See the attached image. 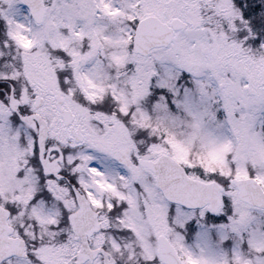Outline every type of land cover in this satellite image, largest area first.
<instances>
[{
  "label": "snow or ice",
  "instance_id": "1",
  "mask_svg": "<svg viewBox=\"0 0 264 264\" xmlns=\"http://www.w3.org/2000/svg\"><path fill=\"white\" fill-rule=\"evenodd\" d=\"M241 46L264 49V0H0V264H185L179 229L175 249L166 235L173 218L182 226L193 210L264 208V175L249 167L242 183L231 154L228 174L174 163L161 154L167 136L138 107L156 62L197 77L208 70L242 140L264 108V60L234 62ZM105 60L122 75L114 70L111 90L92 97L86 79ZM174 79L166 67L161 87ZM154 208L169 227L147 255L137 233ZM250 245L261 259L237 254L233 264H264V241Z\"/></svg>",
  "mask_w": 264,
  "mask_h": 264
},
{
  "label": "rangeland",
  "instance_id": "2",
  "mask_svg": "<svg viewBox=\"0 0 264 264\" xmlns=\"http://www.w3.org/2000/svg\"><path fill=\"white\" fill-rule=\"evenodd\" d=\"M105 12L108 16L120 15L118 9H106ZM214 31L215 28H213V32ZM96 34L103 35V33ZM233 38L234 35L229 37L230 40L234 41ZM17 39L25 49L32 48L35 43L33 39L28 38V36L22 33H17ZM45 39H47V37H45ZM72 43L75 47H80L79 39L72 41ZM115 43L116 42L111 39L106 40L101 46L103 54L106 56L112 55ZM247 49L241 46L238 49L240 59L234 62L242 63L245 60L249 62L264 60V49H258V55H249L250 53ZM33 67L38 68L45 76L47 75V71L43 66L33 65ZM166 67L172 69L175 79L169 82L170 87H161L160 78L164 75V69ZM114 70L118 75H122L120 69H117L114 64H110L105 60L103 69L98 74L97 78L86 79V91L89 92L90 96L95 97L98 92L111 90L117 79V76L113 75ZM132 71H134V68ZM155 71L157 75L152 78L149 92L145 97L139 100L138 107L149 118L145 123L156 129L155 134L167 136L168 138L167 147L163 148L161 154L173 153L172 156L182 164L188 162L187 159L191 158L193 160L191 162L203 164L204 169L208 172L221 171L225 174H228L229 171L227 157L231 154L232 160L243 170V174H241L239 178L248 177L246 169L249 167L256 169L258 175H264V108H259L254 113V125L248 128V134L244 135L242 140H238L230 131L226 112L223 109V101L218 94H214L213 92L216 84L214 81H209L208 70H206L204 75L197 77L188 73L186 70L176 68L171 62H165L163 65H161L160 62H156ZM176 73H178V75H176ZM181 75H188V77L193 80V83L197 85L195 95L192 89H190L188 93L185 92L184 95H181V93L177 91L174 83H176V80L181 79L177 78ZM198 81L206 83L208 81L209 86L202 90ZM121 84L123 86L122 81ZM156 89L159 90L160 94L156 101L153 102L150 100L145 102L151 92L157 91ZM209 89L212 91L210 92L211 96L216 95L217 97L216 105L218 108L220 107V109L224 110L225 119H223L222 123L213 124L208 121H213L214 119L211 107H209V104L205 101V97L209 95L207 93ZM129 91H131L130 88ZM155 95L157 96V93ZM164 103H169V108H167ZM197 129H200L202 134H198ZM193 165L195 166V164ZM257 180L264 187V181ZM185 224L181 227H185ZM174 225H177L175 223V218H173L172 221V230L168 231L169 234H172ZM162 226L169 227L167 224H162L159 212L154 208L148 220L138 231L143 234L141 237H145L146 234V237H155L158 232L161 231ZM146 230L148 231L147 233ZM198 230V237L202 240L205 239L207 242L212 240L213 236L217 237L219 233V228L212 226L208 228L201 227Z\"/></svg>",
  "mask_w": 264,
  "mask_h": 264
},
{
  "label": "flooded vegetation",
  "instance_id": "3",
  "mask_svg": "<svg viewBox=\"0 0 264 264\" xmlns=\"http://www.w3.org/2000/svg\"><path fill=\"white\" fill-rule=\"evenodd\" d=\"M191 217L186 224L184 223L185 227L174 225L172 234L168 232L166 234L175 249L176 230L179 229V234L183 238L181 243L185 246L184 250L190 254L188 256L182 255L185 264H187L189 258L196 261L192 254H199L201 251H213L220 258L221 264H233L237 254L253 261L261 259L255 254L250 241L264 238V209L237 203L236 205H230L227 209L222 207L216 214H209L205 211V214L201 216L199 211H192ZM229 217L240 221L237 230H233L232 221ZM208 221L217 225L219 233L217 237H213L212 240L207 242L205 239H200L197 233H199L198 229L205 227ZM142 235L138 231L137 243L144 249V253L147 255L157 254L159 252L160 231L155 237H146L147 234L145 237H141Z\"/></svg>",
  "mask_w": 264,
  "mask_h": 264
},
{
  "label": "clouds",
  "instance_id": "4",
  "mask_svg": "<svg viewBox=\"0 0 264 264\" xmlns=\"http://www.w3.org/2000/svg\"><path fill=\"white\" fill-rule=\"evenodd\" d=\"M86 79V78H85ZM198 134H202L200 129H197ZM248 134V128L245 129L244 135ZM264 241V238L258 239ZM193 258L197 261V264H221L220 258L213 251H201L199 254L193 253Z\"/></svg>",
  "mask_w": 264,
  "mask_h": 264
},
{
  "label": "water",
  "instance_id": "5",
  "mask_svg": "<svg viewBox=\"0 0 264 264\" xmlns=\"http://www.w3.org/2000/svg\"><path fill=\"white\" fill-rule=\"evenodd\" d=\"M163 156H165V155H163ZM165 157H167L168 159H170L171 161H173L174 163H176L173 159H171L170 157H168V156H165ZM177 164V163H176ZM242 183H247L248 182V180H240ZM257 183V182H256ZM257 186L259 187V185L257 184Z\"/></svg>",
  "mask_w": 264,
  "mask_h": 264
}]
</instances>
